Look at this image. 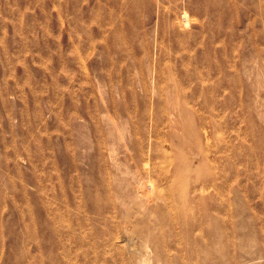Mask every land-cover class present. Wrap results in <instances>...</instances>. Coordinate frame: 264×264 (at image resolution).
<instances>
[{
	"label": "rangeland",
	"instance_id": "obj_1",
	"mask_svg": "<svg viewBox=\"0 0 264 264\" xmlns=\"http://www.w3.org/2000/svg\"><path fill=\"white\" fill-rule=\"evenodd\" d=\"M0 264H264V0H0Z\"/></svg>",
	"mask_w": 264,
	"mask_h": 264
},
{
	"label": "bare ground",
	"instance_id": "obj_2",
	"mask_svg": "<svg viewBox=\"0 0 264 264\" xmlns=\"http://www.w3.org/2000/svg\"><path fill=\"white\" fill-rule=\"evenodd\" d=\"M183 16L184 18L180 26H178V24H175L177 26H173V30L176 31L178 34L187 33L185 27L189 26L191 23V15L187 10H185Z\"/></svg>",
	"mask_w": 264,
	"mask_h": 264
}]
</instances>
